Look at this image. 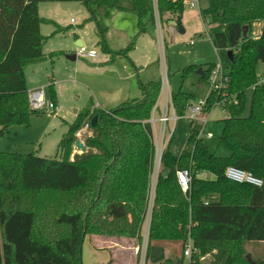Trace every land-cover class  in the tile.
I'll return each instance as SVG.
<instances>
[{
    "label": "trees",
    "instance_id": "16d2710c",
    "mask_svg": "<svg viewBox=\"0 0 264 264\" xmlns=\"http://www.w3.org/2000/svg\"><path fill=\"white\" fill-rule=\"evenodd\" d=\"M82 3L88 20L98 23L97 13L110 6L109 0H0V137L11 126H27L36 112L30 108L26 68L54 59L46 56L47 38L42 24H55L40 17L39 4ZM130 10L138 16L140 31L130 45L115 56L128 58L139 35L155 28L153 0H132ZM160 14H174L180 27L185 12L183 0H159ZM208 35L230 78L225 119L219 146L229 152L219 157L199 139L202 129L187 123L186 142L179 156L172 152L174 137L161 161L155 188L149 240H191L196 253L190 264H264V185L257 188L229 180L225 173L236 167L264 181V85L259 83L257 65L264 63V0H209L201 11ZM262 24L258 37L254 25ZM248 26L247 37L243 28ZM61 30V29H60ZM57 30V32H61ZM56 32V33H57ZM106 30L100 28V44ZM233 52V60L228 52ZM211 65L203 72L206 81ZM187 68L183 76L196 71ZM201 67V65H200ZM52 81V80H51ZM50 96L56 91L50 83ZM142 97L134 98L111 111L79 113L58 146L61 158L35 154L0 152V264H83V244L88 236L137 239L142 243L156 147L151 123L161 82L141 85ZM253 89L251 111L244 116L247 91ZM194 95L180 91L173 95L177 114L182 116ZM211 93L208 102L221 101ZM97 121L92 126V119ZM90 123L92 136L86 151L71 155L75 134ZM191 173L184 192L178 171ZM203 175H207L204 178ZM43 192L55 195L43 203ZM23 198H30L24 207ZM255 244L251 250L249 247ZM261 250L260 255L255 251Z\"/></svg>",
    "mask_w": 264,
    "mask_h": 264
},
{
    "label": "rangeland",
    "instance_id": "374dc122",
    "mask_svg": "<svg viewBox=\"0 0 264 264\" xmlns=\"http://www.w3.org/2000/svg\"><path fill=\"white\" fill-rule=\"evenodd\" d=\"M113 1L114 4H116L118 0ZM59 3L45 5H47L46 7H50L53 5H68L69 7L66 6L68 7L67 19L69 21L73 19L75 21L73 26L76 27V29H81L80 26L78 27V25L83 24V20L88 14L84 5L78 2ZM208 4L209 0H200V7L194 9L188 8L184 5L185 13L183 17V22H181V26L185 30L184 34L178 32L180 24L177 23L174 14L166 13L162 17V15L159 13L162 22V30L164 34L163 36L165 39V62L167 65L166 70L162 69L160 64L161 47L157 41L158 35L156 28L153 29L151 33L156 40L151 42L150 38L145 39L144 42L140 44L139 50L135 53L134 59L136 61H142L144 64H148L146 62H151V64H153L154 62L157 63L156 66L151 67L145 73V75H147L146 78H148L149 80H158V82H161L160 93L153 108L151 120L148 121L151 123L153 138L155 133V147L159 143L161 135V126L159 122H156L153 125V120H158L160 118L159 111H161V107L163 105L162 87L163 83L165 84L166 82H168L169 91L171 95H175L180 91H183L185 93L192 94L195 96L193 100L188 102L182 116L177 114V110L173 102V95L171 97L176 114L180 117H183L177 123H173V121H171L167 125L168 143L173 138V136L175 137L172 145V152L180 154L183 150L186 142L187 123L193 121L194 125L196 124L203 127V120L207 118L203 131L206 146L210 149L212 153H215L217 156L227 157L229 155V152L219 146V138L221 137L223 132L222 121L225 119V111H223V109L221 108L223 100L214 101L213 103L208 102L207 113L197 115L195 116V118H187L190 116V113L187 111V107L189 105H196L197 102H199L200 100H206L211 90V85L209 84V77L213 69L208 73L206 81L202 80L200 75L197 74V71L202 68L203 72H205L211 65H216L220 62V56L217 50L214 48L209 37L205 35H208L209 28L205 26V22L201 18V11L207 8ZM44 6H42L41 9V14L43 16H57V14L53 13L54 10H51V7L47 8V10L44 11ZM257 25L258 24L254 25L252 29V36L254 38L258 37L261 33V27H258ZM45 29L50 30L52 29V27L43 26L44 31ZM92 29L93 28L91 25L87 26L82 35V38L85 41V46L89 49L92 46L95 47L93 43H90V41H92L95 36V33ZM67 43H69V41L63 38L51 39L49 40V42L45 43L43 47V52L45 51L46 53H48L49 50V52H51L52 50H63L66 48L65 46L67 45ZM51 47H53L54 49H51ZM77 49L79 50L80 47L77 46ZM62 52H60L59 57H56L57 59L55 58L57 60V63L54 64V67L51 71V73L54 74L53 82L55 84V90L59 89L62 94V110L56 113L51 112L49 110H45L40 116H33L29 125L27 126L14 125L8 128L4 136L0 137V152L16 153L23 155L35 154L36 156L45 157L49 159L62 157L61 153L58 155V146L65 134L68 132V126L73 124L77 119L75 111H81L79 113L84 112V110L88 107L89 103V96L87 94V91L85 90V87H83L80 83H75L73 80L70 82H62V78H67V71L62 68L63 66L58 67L60 65L58 61L61 62V65H63V63H66L71 67V71L74 76L73 79H77L78 74L74 73L73 69L77 68L82 62L86 61L83 59H80L81 62H69L68 60L63 59L58 60V58H63V56H67L64 52ZM192 66H198L196 68L197 70L189 72L188 75L183 76V72L187 68H190ZM46 68L51 70L49 65H46L44 68H42V72H40L38 75V81H36V83H38L42 79V87H38L36 89H45L47 97H49V102H52L48 78L46 77ZM256 71L258 79H260L259 83H261V81L264 80V63H259L257 65ZM33 90L35 89H32L31 91ZM214 94L215 96H217V93ZM252 95L253 89H249L247 91V101L244 110L245 117H248L250 115ZM227 99V102L231 101L232 97H227ZM94 102L96 104L95 97ZM113 104L114 103H112V101L109 99V101H105V108L111 109L113 106H116ZM95 111H90V113L93 114L95 113ZM82 129L79 130L75 134V136L77 139L76 141H80L85 145L86 139L89 136H87L82 131ZM172 132L173 134L172 136H170ZM90 133L92 134V132ZM209 135H211V138L207 139L206 137ZM76 153L80 154L82 152L76 149L75 147L71 155V159H73ZM152 179L154 184V187L152 186V189H155V185L157 184V174L156 178L154 179L153 176ZM54 198L55 195L48 192H43L39 196L34 197V199L38 200L39 203V206L37 208L38 212L40 211V209L43 208V203H50V200H54ZM29 199L30 198H23L25 208H29L31 206L30 204H27ZM158 242L159 241H152L149 243V249L152 244V248H154L153 250L155 251V254L161 253L159 249L156 250L158 247ZM86 244L87 241L85 239L83 244V251H85ZM255 244L257 243H252L249 248L252 250L255 247ZM172 245H174L173 252L178 256H182L183 246L180 241L174 242ZM261 253V250L255 251L256 255H260ZM173 256L175 257V255ZM210 260V257H205L202 259V262L205 264L208 263ZM82 262L83 264H85L84 253L82 256ZM188 263V259H185L184 264Z\"/></svg>",
    "mask_w": 264,
    "mask_h": 264
},
{
    "label": "crops",
    "instance_id": "0c3cea01",
    "mask_svg": "<svg viewBox=\"0 0 264 264\" xmlns=\"http://www.w3.org/2000/svg\"><path fill=\"white\" fill-rule=\"evenodd\" d=\"M109 1L110 6L100 9L97 13L99 25L96 22L88 20L90 14L87 11L88 14L85 16L83 24L78 25V27L80 26L81 29H76V27L73 26L75 23L73 19L70 21L67 19L68 5L50 6L51 10H54L53 13L57 14V16H43L41 14L42 6L45 4H54L59 2L39 4L40 17L55 23H44L40 27L42 35L47 38L46 43L49 42V40L55 38H63L69 41V43H67L65 46V49L52 50L51 52H49V50L48 53L44 51L46 55L48 54L47 56H50L52 53H59L60 55V52L63 51L67 56L58 58V60L63 59L68 60L69 62H81L80 59H83L86 61L82 62L77 68L73 69L74 73L78 74L77 79H73L74 76L69 65L66 63L61 65V62L58 61L60 64L58 67L63 66L62 68L67 71V78H62V82H70L73 80L75 83H80L83 87H85V90L89 96V103L84 112L87 110L111 111L118 106L130 101L131 99L142 97V84L150 81H158L149 80L146 78L147 75H145V73L151 67L156 66V62L153 64H151V62H146L148 64H144L142 61H136L134 59L135 53L139 50L140 44H142L145 39L150 38L151 42L156 40L151 34L154 29L153 26L149 27L147 33L137 37L136 48L128 55V58L124 56L113 57V54L110 53V51L119 52L127 48L132 40L138 35L140 27L137 14L130 10L132 0H118L116 4H114L113 0ZM46 6L47 5L43 7L44 11H46L47 8H50ZM90 25L92 26V30L95 33V36L93 40L90 41V43H93L95 47L92 46L89 49L85 46V41L82 38V35L86 27ZM43 26H49L52 27V29H45L44 31ZM257 26L262 28V24H258ZM100 28L106 30L104 34L106 46H102L100 44ZM57 30H60L61 32H57ZM77 46H79L80 49L82 46H84L88 50H95L98 52L99 57L95 59L83 58L79 55L80 49L78 50ZM51 49L54 48L51 47ZM59 55L56 57H59ZM68 56H74L76 59L70 60L67 58ZM56 57H54V59L46 60L43 62L44 64L39 63L26 68V78L29 92H31L32 89L42 87V79L38 83H36V81H38V75L40 72H42V68H44L46 65H49L51 69L49 70L46 68V77L48 78V83L50 86V83L53 82L54 75L51 73V71L54 67V64L57 63ZM55 91L56 98L54 101H52L59 107V111H61V104L63 106L62 94L59 89ZM94 97L96 99V104L94 102ZM109 99L112 101V103H114L113 105H116L111 109L105 108V101H109ZM79 112L81 111H75L77 116ZM174 154L179 156L181 153ZM86 241L87 244L85 251L82 252V256L84 253L85 264H138L137 249L141 246V244L137 239H117L102 236H88ZM174 242L177 241H159L157 243L158 247L156 250L159 249L161 251L160 254H155V251L153 250L154 248H152L151 244L150 249H148V258L146 264H184L185 259H188V264H190L189 258L184 256L185 246L183 242L180 241L183 246L182 256H178L173 252L174 245L172 244ZM173 255H175V257Z\"/></svg>",
    "mask_w": 264,
    "mask_h": 264
},
{
    "label": "built area",
    "instance_id": "2783aa9c",
    "mask_svg": "<svg viewBox=\"0 0 264 264\" xmlns=\"http://www.w3.org/2000/svg\"><path fill=\"white\" fill-rule=\"evenodd\" d=\"M184 5L188 8H199L200 7V0H183ZM153 6H154V15H155V28L157 30V41L158 44L161 47V56H160V64L162 69L166 70V62H165V39H164V34L162 30V22H161V17H160V12L158 10V0H153ZM154 28V29H155ZM79 55L83 58H88V59H95L99 57V54L95 50H88L86 47L82 46ZM209 84L211 85V90L210 93H217L218 96L222 97V104L221 108L224 110L225 109V103L228 100L227 97V88L230 82V78L226 73V69L224 66V63L220 57V62L216 64L213 68V71L210 74L209 77ZM261 84L264 85V80L261 81ZM207 96L206 100H200L197 102L196 105H189L187 107V111L190 113V116L192 117H187V118H195L197 115H201L203 113H207V103H208V97ZM171 93L169 91V84L166 82L165 84L163 83L162 87V98H163V105L161 107L160 111V118L158 120H153V125L156 122L160 123L161 126V135L159 139V143L156 146V159H155V165L154 167V179L159 176L160 173V167H161V161H162V156L163 153L166 149V145L168 143L167 141V125L169 122L173 121V123H177L180 119L183 117H180L176 114V111L173 106V102L171 100ZM29 104L30 108L33 111L36 112H43L45 110H49L51 112H58L59 107L52 101L49 102L47 93L45 89H35L31 92H29ZM218 105V104H216ZM214 109V108H213ZM151 120V119H150ZM149 120V121H150ZM207 121V118L203 120V127L200 131L199 134V139L200 138H205L203 131H204V126ZM150 123V122H149ZM82 131L87 135V136H92L90 133V123H87ZM173 132L171 133L170 136H172ZM81 135V134H79ZM207 139L211 138V135L206 137ZM154 143H155V133H154ZM226 177L236 183L239 184H248L257 188H261L264 185V181L258 177H256L253 173L236 168V167H229L226 170L225 173ZM178 177V182L180 186L182 187L184 192H187L190 187V182H191V173L188 170L184 171H178L177 173ZM204 178H207V175H203ZM157 182V181H156ZM154 187V184H152ZM156 188V185H155ZM154 198H155V189H152L151 195H150V202H149V210H148V215L146 218V221L144 223L143 229H142V243L141 246L137 249V256H138V264H146L147 258H148V249H149V235H150V226H151V217H152V210L154 206ZM196 253V250L193 247V243L191 240H189L184 249V256L189 258L191 260L192 255Z\"/></svg>",
    "mask_w": 264,
    "mask_h": 264
},
{
    "label": "water",
    "instance_id": "95a60500",
    "mask_svg": "<svg viewBox=\"0 0 264 264\" xmlns=\"http://www.w3.org/2000/svg\"><path fill=\"white\" fill-rule=\"evenodd\" d=\"M178 32L181 33V34H184L185 30H184L183 27H179V28H178ZM247 34H248V26H245V27L243 28V36H244V38L247 37ZM228 56H229V58H230L231 60H233V52H232V51L228 52ZM67 58L70 59V60H75V59H76L74 56H73V57H72V56H68ZM197 74L200 75V76L203 75V70H202V68H200V69L197 71ZM97 119H98L97 117H94V118L92 119V126H94V125L96 124ZM75 147H76L78 150H80L81 152H85V151H86V147H85V145H84L83 143H81L80 141H76V143H75ZM246 259L248 260L249 263H251V264H255V262L253 261V258H252V255H251V254H248V255L246 256Z\"/></svg>",
    "mask_w": 264,
    "mask_h": 264
}]
</instances>
